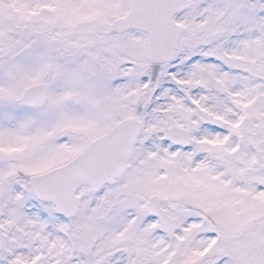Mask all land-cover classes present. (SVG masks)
<instances>
[{
	"label": "snow or ice",
	"instance_id": "1",
	"mask_svg": "<svg viewBox=\"0 0 264 264\" xmlns=\"http://www.w3.org/2000/svg\"><path fill=\"white\" fill-rule=\"evenodd\" d=\"M0 264H264V0H0Z\"/></svg>",
	"mask_w": 264,
	"mask_h": 264
}]
</instances>
